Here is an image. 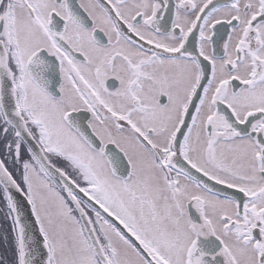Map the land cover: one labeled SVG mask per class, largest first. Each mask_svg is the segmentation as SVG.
Here are the masks:
<instances>
[{
    "label": "snow or ice",
    "instance_id": "snow-or-ice-1",
    "mask_svg": "<svg viewBox=\"0 0 264 264\" xmlns=\"http://www.w3.org/2000/svg\"><path fill=\"white\" fill-rule=\"evenodd\" d=\"M0 264H264V0H0Z\"/></svg>",
    "mask_w": 264,
    "mask_h": 264
}]
</instances>
